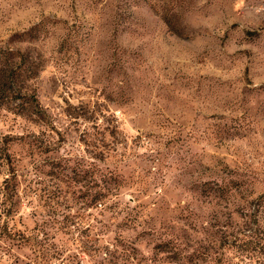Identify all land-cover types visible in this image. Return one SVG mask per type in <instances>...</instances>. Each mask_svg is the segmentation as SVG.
Segmentation results:
<instances>
[{"label": "rangeland", "instance_id": "374dc122", "mask_svg": "<svg viewBox=\"0 0 264 264\" xmlns=\"http://www.w3.org/2000/svg\"><path fill=\"white\" fill-rule=\"evenodd\" d=\"M5 49L43 116L0 105V179L48 264H264V0H0Z\"/></svg>", "mask_w": 264, "mask_h": 264}, {"label": "trees", "instance_id": "16d2710c", "mask_svg": "<svg viewBox=\"0 0 264 264\" xmlns=\"http://www.w3.org/2000/svg\"><path fill=\"white\" fill-rule=\"evenodd\" d=\"M5 52L8 53L7 57H5ZM9 53L10 49L0 50V57L4 58L0 59V105L9 99L16 98L19 101L21 110H23L19 112L26 113L28 111L29 114H33L37 118L36 120H42L43 113L34 95L31 92L21 91L22 82L33 73L31 71L33 67L26 60L24 65H22L23 56H21V59L17 58L18 60L14 61L13 65L7 66V60L11 59ZM6 164L8 166L6 168L7 172L0 179V259L5 262L4 264H15L17 257L11 252L12 248L26 246L29 255H24L26 258L25 264H48V259L58 254V246L51 241L52 235H46V232L43 231L45 220L39 219L33 223L31 227L35 229L33 233H25L20 228L9 223L12 220L11 215L15 212L17 185L14 168L7 156ZM106 190H108L107 186L98 187L93 200L97 201L104 197ZM258 203L261 209L264 210V194L260 197ZM55 229L58 230L60 227ZM258 242L257 233L241 232L240 236L238 235L232 243L236 245L237 250H251L255 247V244L251 243L258 244ZM163 243L165 249L169 250L172 248L169 240ZM0 264L3 263L0 262Z\"/></svg>", "mask_w": 264, "mask_h": 264}]
</instances>
